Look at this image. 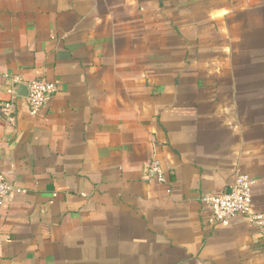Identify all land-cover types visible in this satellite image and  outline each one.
<instances>
[{
    "label": "crops",
    "instance_id": "0c3cea01",
    "mask_svg": "<svg viewBox=\"0 0 264 264\" xmlns=\"http://www.w3.org/2000/svg\"><path fill=\"white\" fill-rule=\"evenodd\" d=\"M40 78L0 114V264H264L200 204L244 173L264 214V0H0V103Z\"/></svg>",
    "mask_w": 264,
    "mask_h": 264
},
{
    "label": "built area",
    "instance_id": "2783aa9c",
    "mask_svg": "<svg viewBox=\"0 0 264 264\" xmlns=\"http://www.w3.org/2000/svg\"><path fill=\"white\" fill-rule=\"evenodd\" d=\"M28 94L24 99L28 114L33 116L42 111L55 93L54 84L43 78L35 79L27 84ZM16 97L13 93L9 99L0 103V114L7 122H13L16 114ZM165 170L156 159H151L146 166V178L157 183L165 182ZM254 179L248 174H237L230 193L205 194L200 198V204L207 215V221L213 226H227L233 218H245L257 230V234L264 246V214L254 209L252 204V187ZM12 190L0 173V207L3 198ZM264 253V247H263Z\"/></svg>",
    "mask_w": 264,
    "mask_h": 264
},
{
    "label": "water",
    "instance_id": "95a60500",
    "mask_svg": "<svg viewBox=\"0 0 264 264\" xmlns=\"http://www.w3.org/2000/svg\"><path fill=\"white\" fill-rule=\"evenodd\" d=\"M13 93L16 97L19 98L27 97L28 94L27 85L17 84ZM226 192L230 193V189H227Z\"/></svg>",
    "mask_w": 264,
    "mask_h": 264
},
{
    "label": "rangeland",
    "instance_id": "374dc122",
    "mask_svg": "<svg viewBox=\"0 0 264 264\" xmlns=\"http://www.w3.org/2000/svg\"><path fill=\"white\" fill-rule=\"evenodd\" d=\"M259 184L261 185V187L258 186V189L259 190H257V191L261 194L262 190L264 189V182L263 181H260Z\"/></svg>",
    "mask_w": 264,
    "mask_h": 264
}]
</instances>
